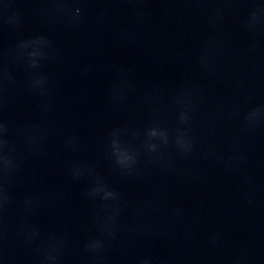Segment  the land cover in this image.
Here are the masks:
<instances>
[{
  "label": "water",
  "instance_id": "95a60500",
  "mask_svg": "<svg viewBox=\"0 0 264 264\" xmlns=\"http://www.w3.org/2000/svg\"><path fill=\"white\" fill-rule=\"evenodd\" d=\"M0 123V264H264V0H0Z\"/></svg>",
  "mask_w": 264,
  "mask_h": 264
},
{
  "label": "clouds",
  "instance_id": "9594fccd",
  "mask_svg": "<svg viewBox=\"0 0 264 264\" xmlns=\"http://www.w3.org/2000/svg\"><path fill=\"white\" fill-rule=\"evenodd\" d=\"M75 12L79 13L80 12V8L76 7L75 8ZM255 15V13H253ZM29 55H31V53H29ZM4 131V125L2 123H0V145H3L5 143L3 137H2V133ZM152 134H155V130H152ZM154 147V146H153ZM117 163L119 164H126L128 161H130L132 159L131 156L127 155L126 153H121L120 155L117 156ZM0 160H3L4 165H8L10 164V159L6 156H4L2 153H0ZM107 195H112V193H107ZM144 264H148L147 261L144 262Z\"/></svg>",
  "mask_w": 264,
  "mask_h": 264
}]
</instances>
